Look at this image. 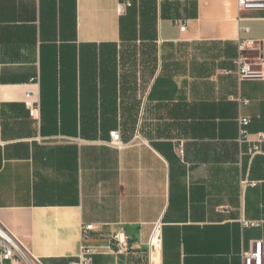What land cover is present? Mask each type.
Returning a JSON list of instances; mask_svg holds the SVG:
<instances>
[{"label": "crops", "instance_id": "obj_1", "mask_svg": "<svg viewBox=\"0 0 264 264\" xmlns=\"http://www.w3.org/2000/svg\"><path fill=\"white\" fill-rule=\"evenodd\" d=\"M239 40L264 61V11L237 0H0L3 227L43 264L73 263L83 225L100 228L91 264H243L264 249V142L250 155L237 124L264 133V79L227 73Z\"/></svg>", "mask_w": 264, "mask_h": 264}, {"label": "built area", "instance_id": "obj_2", "mask_svg": "<svg viewBox=\"0 0 264 264\" xmlns=\"http://www.w3.org/2000/svg\"><path fill=\"white\" fill-rule=\"evenodd\" d=\"M238 7L241 10H260L264 11V0H237ZM129 3L121 4L118 7L119 12L129 7ZM180 32L185 31L186 25L181 21H175ZM245 31H248L245 29ZM259 51V45L253 40H239L237 42V57L234 61V70L228 71V74H234L239 81L246 79H264V61L257 63L249 54ZM260 69H257V68ZM240 104L246 105L247 101L239 100ZM27 108H31L30 102L25 103ZM32 114L33 111L31 110ZM250 123L248 117L239 116L237 124L239 128V142L254 144L249 148V154L254 155L260 151V144L264 142V133L256 135L254 141L250 140V134L247 127ZM1 139V132H0ZM109 146L122 148L124 146L119 132L109 133ZM258 223L242 220L244 228L257 226ZM100 231L99 227L93 225H83L82 227V245L76 260L71 264H91L93 257L99 252L100 247L92 245L91 234ZM159 225L155 226L151 238V247L154 251L158 247ZM118 252L128 250L127 238L122 232L114 233L112 243ZM243 264H264V249L262 241H255L248 251L242 254ZM0 264H43L41 260L35 257L17 238H15L0 223ZM149 264H155L151 259Z\"/></svg>", "mask_w": 264, "mask_h": 264}]
</instances>
